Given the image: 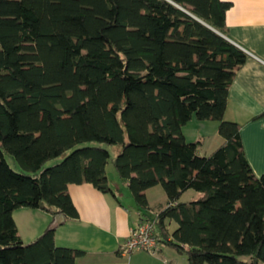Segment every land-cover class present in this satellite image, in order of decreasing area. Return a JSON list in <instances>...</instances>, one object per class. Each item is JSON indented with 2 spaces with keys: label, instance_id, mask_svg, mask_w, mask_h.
Wrapping results in <instances>:
<instances>
[{
  "label": "trees",
  "instance_id": "16d2710c",
  "mask_svg": "<svg viewBox=\"0 0 264 264\" xmlns=\"http://www.w3.org/2000/svg\"><path fill=\"white\" fill-rule=\"evenodd\" d=\"M172 1L182 9L168 0H0V264H78L84 251L57 246L52 222L23 242L13 211L75 218L69 184L111 192L108 149L78 146L91 141L120 145L113 164L139 220L187 264L264 263V173L253 172L239 124L223 118L247 54L199 21L225 34L231 2ZM192 116L218 121L224 142L207 155L182 133ZM157 184L166 204L149 215L145 190ZM188 189L200 195L179 200ZM166 220L176 222L171 233Z\"/></svg>",
  "mask_w": 264,
  "mask_h": 264
},
{
  "label": "crops",
  "instance_id": "0c3cea01",
  "mask_svg": "<svg viewBox=\"0 0 264 264\" xmlns=\"http://www.w3.org/2000/svg\"><path fill=\"white\" fill-rule=\"evenodd\" d=\"M225 1L231 2V6L225 14L226 33L223 35L241 48L247 57L229 85L223 118L239 124L245 156L253 172L260 175L264 173V0ZM207 127L211 130L212 138L204 149L206 137H209L204 131ZM217 129L218 121L199 120L192 116L182 126V133L187 141H200L197 153L207 155L224 142ZM105 174L111 189L108 193L100 192L87 182L68 185L78 216L66 217L62 224L54 227L55 244L83 250L84 253L76 258L78 264H187V260L184 263L180 254L172 253V250L165 248L166 245H161L155 254L146 251H121V244L140 222L139 211L127 182L122 181L117 173V177H113V181L118 180L126 186L128 191L125 196L131 203L130 209L121 202L119 194L111 187L106 166ZM155 186L145 190L149 209L154 206H151L153 204L148 193ZM163 201L164 206L165 195ZM30 209H16L19 211L17 214L22 229L13 217L23 242L35 239L53 222L56 215L37 209L43 215L35 216ZM14 212L15 210L13 216Z\"/></svg>",
  "mask_w": 264,
  "mask_h": 264
},
{
  "label": "rangeland",
  "instance_id": "374dc122",
  "mask_svg": "<svg viewBox=\"0 0 264 264\" xmlns=\"http://www.w3.org/2000/svg\"><path fill=\"white\" fill-rule=\"evenodd\" d=\"M118 116L120 118V114H118ZM204 131L206 132V135H209V137H206V144L204 146V149H205V148L208 147V142L210 141L212 136H211V130L208 127L205 128ZM81 145H84V146H99L100 145V146L106 147L108 149L110 156H109V159H108V162H107V165H106L107 176L109 178V181L111 180L110 181L111 187L113 188V190L115 192H117L119 194L118 198L121 200V202L124 205L128 206V208H129V205H131V203H130L129 199H127V197L125 196V193H127V191H128L126 186L124 184H122V182H119L118 180L113 181V177H117L116 176L115 167H114V164H113V160H114L116 154L120 150V145L119 144H109L108 145V144L98 143V142H94V141L84 142V143L79 144L78 146H81ZM68 152H70V151H67L65 154H67ZM63 156L64 155H62L60 157H57L55 159L49 160L45 164V166H49V165L54 164L55 162L60 161L63 158ZM8 160H9V162L11 164L13 163L11 158H8ZM164 195L165 194H164L163 188H162V186L160 184H157L154 188L149 190L148 198H149L151 204H153L151 206H154V207H151L150 209L148 208L146 210V212L149 215H153L156 212H158L155 208H159L160 209L161 206H163ZM199 195H200L199 192H197L195 190H192V189H188V190H186L185 192H183L180 195L179 199L180 200H191V199L197 198ZM132 204H134V203H132ZM152 208H154V209H152ZM132 209L134 210V208H132ZM29 211H33L32 213H34L35 216L43 215L42 212L40 210H37V209H30ZM17 213H19V211L15 210L13 217H15L17 219V222L19 223V227L22 229V225H21V222L19 221V216H18ZM165 223H166V226L168 228V232H171L176 227V222L175 221L166 220ZM165 248L168 249V250H172L173 251L172 253H175V254H178V255L180 254V256L182 257V261L185 263L186 256H185L184 253H180V252H178L177 250H175L173 248L171 249V247L165 246Z\"/></svg>",
  "mask_w": 264,
  "mask_h": 264
},
{
  "label": "built area",
  "instance_id": "2783aa9c",
  "mask_svg": "<svg viewBox=\"0 0 264 264\" xmlns=\"http://www.w3.org/2000/svg\"><path fill=\"white\" fill-rule=\"evenodd\" d=\"M163 245L157 235L155 225L151 221H140L121 244V251H146L155 254Z\"/></svg>",
  "mask_w": 264,
  "mask_h": 264
},
{
  "label": "water",
  "instance_id": "95a60500",
  "mask_svg": "<svg viewBox=\"0 0 264 264\" xmlns=\"http://www.w3.org/2000/svg\"><path fill=\"white\" fill-rule=\"evenodd\" d=\"M171 3H173L174 5H176L177 7L181 8L179 5H177L176 3H174L172 0H168ZM182 9V8H181ZM184 10V9H183ZM186 11V10H185ZM187 12V11H186ZM189 13V12H187ZM190 15H192L191 13H189ZM193 16V15H192ZM194 17V16H193ZM196 18V17H195ZM198 19V18H196ZM199 20V19H198ZM200 22H202L204 25H206L208 28L212 29L213 31H215L216 33H218L219 35L223 36L224 35L222 33H220L219 31L215 30L214 28H212L211 26L207 25L206 23H204L203 21L199 20ZM66 219V216L63 215L62 213H58L54 216L53 222L51 227H55L56 225L62 224Z\"/></svg>",
  "mask_w": 264,
  "mask_h": 264
}]
</instances>
